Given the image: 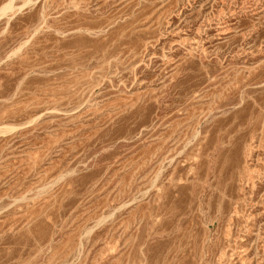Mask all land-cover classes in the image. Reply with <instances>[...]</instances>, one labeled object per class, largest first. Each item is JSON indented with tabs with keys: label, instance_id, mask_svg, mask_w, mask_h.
I'll return each instance as SVG.
<instances>
[{
	"label": "rangeland",
	"instance_id": "obj_1",
	"mask_svg": "<svg viewBox=\"0 0 264 264\" xmlns=\"http://www.w3.org/2000/svg\"><path fill=\"white\" fill-rule=\"evenodd\" d=\"M0 264H264V0H0Z\"/></svg>",
	"mask_w": 264,
	"mask_h": 264
}]
</instances>
